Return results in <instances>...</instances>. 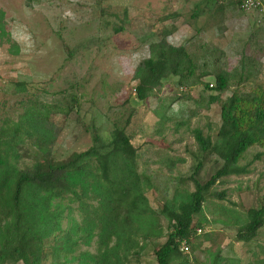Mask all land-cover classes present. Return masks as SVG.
I'll use <instances>...</instances> for the list:
<instances>
[{"label":"rangeland","instance_id":"rangeland-1","mask_svg":"<svg viewBox=\"0 0 264 264\" xmlns=\"http://www.w3.org/2000/svg\"><path fill=\"white\" fill-rule=\"evenodd\" d=\"M0 11L8 36L0 33V117L14 118L21 112L19 101L25 94L17 90L18 82L26 84L28 93L61 108L76 97L78 113L52 116L57 132L52 157L64 161L90 147L92 121L105 138L112 123L122 124L131 112L127 131L138 150V172L151 181L146 196L153 209L177 190L194 191L188 179L198 151L192 130L214 140L220 115L218 104H207L211 91L199 84L180 87L175 79L156 88L154 97L135 103L134 70L163 30H171L166 37L170 45L185 46L200 66L206 62L209 76L201 82L214 85L212 71L217 69L233 75L221 100L235 89L239 74L245 79L241 92L255 87L264 91V12H242L235 0H0ZM181 89L186 101L172 104L160 119L164 111L157 98L166 103ZM34 151L31 146L21 150L20 167L34 162ZM239 164H247L249 172L215 184L206 197L204 226L195 231L186 252L189 264H210L212 255L218 264H248L254 254L264 253V225L249 243L236 237L246 212L264 207V149H249ZM219 166L214 157L207 158L196 180L207 182ZM74 206L71 216L78 221ZM161 222L165 228V219ZM95 250L93 238L89 245L80 244L73 256ZM54 262L48 257L45 264H58ZM59 264L78 262L61 258ZM130 264H156L152 248L131 257Z\"/></svg>","mask_w":264,"mask_h":264},{"label":"trees","instance_id":"trees-1","mask_svg":"<svg viewBox=\"0 0 264 264\" xmlns=\"http://www.w3.org/2000/svg\"><path fill=\"white\" fill-rule=\"evenodd\" d=\"M2 21L0 11V33L6 35ZM169 29L148 46V56L134 70L135 103L154 97L155 89L170 79L180 87L199 84L203 91L216 93L209 94L207 100L208 105H219L214 140L199 129L192 130L198 151L194 154L196 168L188 179L194 191L177 190L161 207L150 206L146 192L151 189V181L138 172V150L127 131L131 112L122 124L113 122L105 138L92 121L90 147L64 161H55L51 149L57 132L52 116L67 117L74 110L78 113V99L70 97V103L61 108L28 93L24 82L15 83L25 94L19 101L22 110L14 118L0 117V264H45L48 257L58 264L61 258L66 262L76 259L78 264H130L131 257H139L148 248H152L156 264L190 263L186 252L195 231L204 226L202 216L210 190L230 176L246 175L247 164L240 165L241 159L253 147L264 149V91L255 87L241 92L245 79L239 74L235 89L221 100L233 75L217 69L212 71L214 85L201 82L209 76L206 62L200 66L185 46L170 45L166 41ZM180 91L165 104L157 98L164 111L160 119L166 118L172 104L186 101V94ZM25 146L35 149L30 156L34 162L20 167ZM210 157L220 166L201 183L196 175ZM73 205L78 221L71 216ZM263 225L264 207L249 209L237 229V240L251 242ZM93 238L94 254L84 251L73 256L80 244L89 245ZM162 239L164 243L154 245ZM182 244L187 251L181 250ZM218 263L212 255L210 264ZM248 264H264V253L254 254Z\"/></svg>","mask_w":264,"mask_h":264},{"label":"built area","instance_id":"built-area-1","mask_svg":"<svg viewBox=\"0 0 264 264\" xmlns=\"http://www.w3.org/2000/svg\"><path fill=\"white\" fill-rule=\"evenodd\" d=\"M238 2L244 10L264 9V0H238ZM198 232L200 231L198 230ZM181 250L187 251L184 244H182Z\"/></svg>","mask_w":264,"mask_h":264},{"label":"clouds","instance_id":"clouds-1","mask_svg":"<svg viewBox=\"0 0 264 264\" xmlns=\"http://www.w3.org/2000/svg\"><path fill=\"white\" fill-rule=\"evenodd\" d=\"M236 4H237V7H239L240 11L242 12H250V13H255V12H259V13H262L264 12V9H256V10H244L240 3L238 2V0H235Z\"/></svg>","mask_w":264,"mask_h":264}]
</instances>
